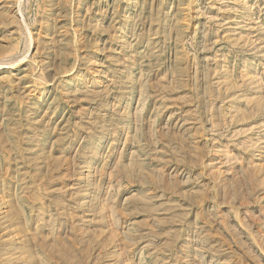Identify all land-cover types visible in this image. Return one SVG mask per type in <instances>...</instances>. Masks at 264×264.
I'll list each match as a JSON object with an SVG mask.
<instances>
[{
  "label": "rangeland",
  "instance_id": "obj_1",
  "mask_svg": "<svg viewBox=\"0 0 264 264\" xmlns=\"http://www.w3.org/2000/svg\"><path fill=\"white\" fill-rule=\"evenodd\" d=\"M0 264H264V0H0Z\"/></svg>",
  "mask_w": 264,
  "mask_h": 264
}]
</instances>
